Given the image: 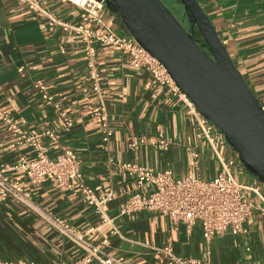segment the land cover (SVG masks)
I'll use <instances>...</instances> for the list:
<instances>
[{"label": "crops", "instance_id": "0c3cea01", "mask_svg": "<svg viewBox=\"0 0 264 264\" xmlns=\"http://www.w3.org/2000/svg\"><path fill=\"white\" fill-rule=\"evenodd\" d=\"M197 2L264 109V0ZM47 7L60 22L95 26L87 12L67 0H47ZM100 15L110 30L126 34L113 6L105 0ZM96 48L100 98L91 89L83 43L76 34L50 25L17 0H0V112L9 115L28 135L39 136L47 128L55 130L59 134L57 142L38 137L47 156L54 159L63 146L73 150L85 185L115 195L103 207L112 223H104L78 193L49 183L31 186L23 171L8 172V176L29 191L38 206L83 233L87 243L106 241L103 252L124 264H163V256L153 248L167 243L174 254L200 264H264L262 212L255 211L247 220V233H226L208 244L198 224L186 234L183 225L172 227L159 214H118L120 205L135 190L133 175L120 167L124 163L137 162L153 172L170 169L176 177L187 175L203 181L217 175L219 164L178 95L160 85L146 88L150 75L134 69L117 48L101 44ZM35 79L47 84L50 94L72 120L70 129L66 130L58 112L41 100L32 87ZM101 105L112 130L108 150L102 148L100 122L95 116ZM138 137L147 141L133 151L129 144ZM158 140L167 145L160 147ZM217 145L227 157L234 155L225 142ZM193 151L197 158L192 156ZM22 155L33 156L32 147L0 118V164H15ZM233 174L246 185L260 183L239 161ZM251 197L257 202V196ZM82 255L80 247L62 239L36 213L13 202L0 203L1 262L75 264Z\"/></svg>", "mask_w": 264, "mask_h": 264}, {"label": "built area", "instance_id": "2783aa9c", "mask_svg": "<svg viewBox=\"0 0 264 264\" xmlns=\"http://www.w3.org/2000/svg\"><path fill=\"white\" fill-rule=\"evenodd\" d=\"M17 1L36 15L47 19L50 25H59L81 39L91 89L99 98L101 96V75L96 64L97 44L117 48L134 69L146 71L150 75L146 88L151 85H160L178 95L187 107V114L194 118L203 138L216 156L219 172L210 181H203L196 177L191 178L187 175L176 177L170 169L153 172L137 162L122 164L120 167L133 175L135 190L120 205L118 214L129 216L140 211L159 214L166 217L172 227L183 225L186 234H190L192 228L198 224L206 244L214 237L226 233L231 235L247 233L248 230L245 227L247 220L255 211L264 213V194L262 192L264 184L246 185L235 177L233 169L238 163L237 154L233 151L234 155L227 157L217 145L219 142L226 143L224 135L203 117L192 101L179 90L160 61L140 46L132 36L117 34L104 24L100 15L104 0H67L91 16L95 26L90 28L58 21L48 9L47 0ZM32 87L38 92L47 107L58 112L64 128L70 129L72 120L50 94L47 84L42 79H35L32 82ZM95 116L100 122L102 148L108 150L112 130L103 105L95 112ZM0 118L10 130L19 136L22 142L30 144L33 149L31 157L22 155L15 164H0V203L13 202L36 213L62 239L80 247L83 255L75 264H124L120 259L113 258L103 252L102 245L106 241L99 244L87 243L84 234L72 228L66 220L38 206L33 201L31 193L13 181L8 176V172L23 171L27 183L31 186L49 183L54 188L80 194L82 201L92 207L104 223H112V219L105 214L103 207L111 202L115 195L110 192H96L85 185L79 162L70 147H61L60 153L54 159L47 156L38 137L43 136L51 142H57L59 134L55 130L47 128L39 136L28 135L9 115L0 112ZM146 141L145 137H138L132 139L129 145L133 151H137ZM149 141L152 142V140ZM156 143L160 147L167 145L164 140H158ZM192 156L197 158L194 151ZM108 162L113 164L111 158L108 159ZM253 194L257 196V202L253 201L251 197ZM153 249L163 256V264H200L198 260L174 254L170 243L162 248ZM0 264L8 263L0 261ZM17 264L27 263L19 262Z\"/></svg>", "mask_w": 264, "mask_h": 264}, {"label": "water", "instance_id": "95a60500", "mask_svg": "<svg viewBox=\"0 0 264 264\" xmlns=\"http://www.w3.org/2000/svg\"><path fill=\"white\" fill-rule=\"evenodd\" d=\"M105 1L126 34L163 64L179 90L224 135L245 171L264 184V109L197 0H178L196 36L161 0Z\"/></svg>", "mask_w": 264, "mask_h": 264}, {"label": "rangeland", "instance_id": "374dc122", "mask_svg": "<svg viewBox=\"0 0 264 264\" xmlns=\"http://www.w3.org/2000/svg\"><path fill=\"white\" fill-rule=\"evenodd\" d=\"M161 1L172 12V14L177 18V20L180 21L183 26L188 24V20L185 21L184 18H182V16L185 15L182 5L178 4L176 1L173 0Z\"/></svg>", "mask_w": 264, "mask_h": 264}, {"label": "trees", "instance_id": "16d2710c", "mask_svg": "<svg viewBox=\"0 0 264 264\" xmlns=\"http://www.w3.org/2000/svg\"><path fill=\"white\" fill-rule=\"evenodd\" d=\"M164 1H166V0H164ZM173 1H176L178 4L181 5V3H180L178 0H173ZM182 18H184L185 21L188 20V18H187L186 15L182 16ZM184 26H185V28H186V30H187L188 32H192L193 34L196 33V28H195V26H192V24H191L189 21H188V24H186V25H184ZM195 36H196V35H195ZM200 43H202V42H200Z\"/></svg>", "mask_w": 264, "mask_h": 264}, {"label": "flooded vegetation", "instance_id": "af4514ba", "mask_svg": "<svg viewBox=\"0 0 264 264\" xmlns=\"http://www.w3.org/2000/svg\"><path fill=\"white\" fill-rule=\"evenodd\" d=\"M194 35H197L196 33Z\"/></svg>", "mask_w": 264, "mask_h": 264}]
</instances>
